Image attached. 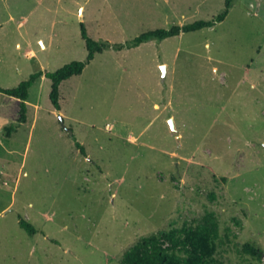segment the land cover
<instances>
[{
	"label": "rangeland",
	"instance_id": "rangeland-1",
	"mask_svg": "<svg viewBox=\"0 0 264 264\" xmlns=\"http://www.w3.org/2000/svg\"><path fill=\"white\" fill-rule=\"evenodd\" d=\"M223 6L0 0L2 89L83 61L80 25L109 45L61 83L58 111L46 78L29 89L24 124L0 94V264H120L139 238L207 214L218 264H264V0H233L211 28L114 48Z\"/></svg>",
	"mask_w": 264,
	"mask_h": 264
},
{
	"label": "trees",
	"instance_id": "trees-1",
	"mask_svg": "<svg viewBox=\"0 0 264 264\" xmlns=\"http://www.w3.org/2000/svg\"><path fill=\"white\" fill-rule=\"evenodd\" d=\"M233 0H224L223 10L212 20L196 21L183 26H171L169 29H156L145 32L129 42L117 45V50L132 49L152 40L163 41L183 33H190L207 29L221 23L228 15ZM81 38L84 40L86 57L81 62H71L52 73L35 72L29 78L19 83L13 89L0 88V94L15 98L19 101L18 124L26 122V101L29 89L34 83L44 76L50 82L48 94L49 101L57 111L59 106V86L62 82L74 76L81 75L83 69L96 54L102 53L109 45L105 42L89 38L82 25H80ZM7 138L16 131L14 126L4 129ZM75 147L81 156H86L84 148L75 142ZM18 225L29 235L34 229L24 220H19ZM217 222L213 214H207L195 227L170 228L151 233L139 238L131 247L122 254L120 264H218L214 257L216 240L218 238ZM243 251L254 259H260L262 253L251 245H244Z\"/></svg>",
	"mask_w": 264,
	"mask_h": 264
},
{
	"label": "water",
	"instance_id": "water-1",
	"mask_svg": "<svg viewBox=\"0 0 264 264\" xmlns=\"http://www.w3.org/2000/svg\"><path fill=\"white\" fill-rule=\"evenodd\" d=\"M161 68H162V70H164L163 67H161ZM163 74H164V72H163ZM168 126H169V129H170L171 131H174V125H173V122H172L171 119L168 121ZM68 133L71 134L70 131H68Z\"/></svg>",
	"mask_w": 264,
	"mask_h": 264
},
{
	"label": "crops",
	"instance_id": "crops-1",
	"mask_svg": "<svg viewBox=\"0 0 264 264\" xmlns=\"http://www.w3.org/2000/svg\"><path fill=\"white\" fill-rule=\"evenodd\" d=\"M45 78L44 76H41L39 79ZM67 81V80H66ZM65 82V81H64ZM63 83V82H62ZM61 85V84H60ZM60 87V86H59ZM17 100V99H16ZM28 100V99H27ZM18 101V100H17ZM19 102V101H18Z\"/></svg>",
	"mask_w": 264,
	"mask_h": 264
}]
</instances>
